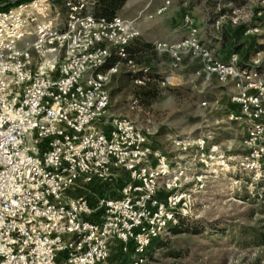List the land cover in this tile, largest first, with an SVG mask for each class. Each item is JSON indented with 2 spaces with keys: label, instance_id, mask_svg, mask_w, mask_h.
Segmentation results:
<instances>
[{
  "label": "built area",
  "instance_id": "1",
  "mask_svg": "<svg viewBox=\"0 0 264 264\" xmlns=\"http://www.w3.org/2000/svg\"><path fill=\"white\" fill-rule=\"evenodd\" d=\"M94 2L24 0L0 10V264H107L115 249L146 264L150 248L189 218L187 195L207 183L202 171L217 148L207 139H178L169 157L134 121L108 114L113 77L122 66L138 72L127 48L150 5L137 20L106 21L93 15ZM190 32L156 49L193 51L206 80L232 85L229 120L246 130L240 168L263 183L264 64L213 58ZM96 181L103 193L77 195Z\"/></svg>",
  "mask_w": 264,
  "mask_h": 264
},
{
  "label": "rangeland",
  "instance_id": "2",
  "mask_svg": "<svg viewBox=\"0 0 264 264\" xmlns=\"http://www.w3.org/2000/svg\"><path fill=\"white\" fill-rule=\"evenodd\" d=\"M21 1L0 0V10ZM167 1L130 0L119 13L124 19L137 20L150 5L136 23L140 38L129 46L135 50L131 58L138 72L122 66L113 77L108 114L134 121L151 134L153 147L169 157L177 153L174 142L178 139L205 138L209 148H217L213 166L202 171L208 177L205 187L192 194L193 182L188 181L189 218L150 248L146 264H264V246L253 239L255 230L264 231V182L258 183L240 168L246 130L229 120L232 85L226 87L215 77L206 80L203 61L193 51L184 50L175 57L156 49L159 43L185 40L194 29L213 58L225 61L236 53L241 62L255 59L264 64V0H170L163 15L145 18ZM187 17L191 26L186 24ZM144 75L150 79L146 90L136 83ZM149 90L148 96L142 95ZM136 100L140 108L133 110ZM104 191V185L96 181L84 185L79 195ZM107 264L131 263L129 256L115 249Z\"/></svg>",
  "mask_w": 264,
  "mask_h": 264
},
{
  "label": "trees",
  "instance_id": "3",
  "mask_svg": "<svg viewBox=\"0 0 264 264\" xmlns=\"http://www.w3.org/2000/svg\"><path fill=\"white\" fill-rule=\"evenodd\" d=\"M94 1L95 2L92 7L93 15L98 19H104L106 21H110L114 19L115 16L119 15V13L124 9V6L128 2V0H94ZM127 50L131 56L133 54V51H135L130 47H128ZM116 60H117L116 57H112L109 60L107 66L114 64ZM147 86H150L149 83L143 85L141 89L146 90L145 88H147ZM149 93L150 90L144 91L142 95L148 96ZM184 220H185L184 218H181L178 228L174 229L172 232L178 231L181 228L183 224L182 222ZM253 239L256 240L262 246H264V231L255 230Z\"/></svg>",
  "mask_w": 264,
  "mask_h": 264
},
{
  "label": "crops",
  "instance_id": "4",
  "mask_svg": "<svg viewBox=\"0 0 264 264\" xmlns=\"http://www.w3.org/2000/svg\"><path fill=\"white\" fill-rule=\"evenodd\" d=\"M129 3H130V0H128V2H127V4L125 5L124 9L129 5ZM124 9L122 10V12H121L120 14L123 13ZM77 195H79V193H78ZM80 195H81V194H80ZM80 195H79V196H80Z\"/></svg>",
  "mask_w": 264,
  "mask_h": 264
}]
</instances>
